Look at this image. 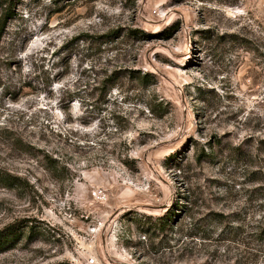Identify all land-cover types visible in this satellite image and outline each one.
I'll list each match as a JSON object with an SVG mask.
<instances>
[{
	"label": "rangeland",
	"instance_id": "rangeland-1",
	"mask_svg": "<svg viewBox=\"0 0 264 264\" xmlns=\"http://www.w3.org/2000/svg\"><path fill=\"white\" fill-rule=\"evenodd\" d=\"M13 5L0 264H264V0Z\"/></svg>",
	"mask_w": 264,
	"mask_h": 264
},
{
	"label": "trees",
	"instance_id": "trees-1",
	"mask_svg": "<svg viewBox=\"0 0 264 264\" xmlns=\"http://www.w3.org/2000/svg\"><path fill=\"white\" fill-rule=\"evenodd\" d=\"M14 0H10L9 4L5 8V15L3 20L0 22V34H2L3 30L5 29V26L7 24L8 18H11L15 13L14 9ZM141 73V72H139ZM148 74L144 73L142 78H146ZM0 178L4 180L5 182L12 181L11 178L8 176L1 175ZM264 235V229L262 231ZM21 237V233H18L16 230H14L13 226H8L3 230H0V252H3L11 247H13L16 242H18L19 238Z\"/></svg>",
	"mask_w": 264,
	"mask_h": 264
}]
</instances>
